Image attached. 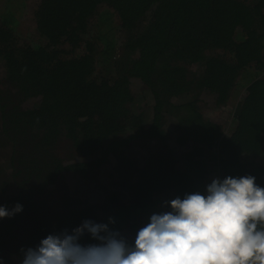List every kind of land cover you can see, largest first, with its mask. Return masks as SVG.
Masks as SVG:
<instances>
[{
  "label": "trees",
  "instance_id": "obj_1",
  "mask_svg": "<svg viewBox=\"0 0 264 264\" xmlns=\"http://www.w3.org/2000/svg\"><path fill=\"white\" fill-rule=\"evenodd\" d=\"M2 2L0 206H23L0 219L2 264H20L21 249L85 220L113 218L122 232L133 214L169 211L166 201L205 192L211 166L221 179L263 183L264 0H36L26 18L37 43L16 32L27 0ZM242 78L226 132L203 104H228ZM135 79L150 114L137 106ZM169 115L177 144L191 149L168 143ZM145 144L130 204L115 190L92 203L73 195L69 174L93 182L110 159L132 163V147ZM51 201L60 205L53 213L43 206Z\"/></svg>",
  "mask_w": 264,
  "mask_h": 264
},
{
  "label": "clouds",
  "instance_id": "obj_2",
  "mask_svg": "<svg viewBox=\"0 0 264 264\" xmlns=\"http://www.w3.org/2000/svg\"><path fill=\"white\" fill-rule=\"evenodd\" d=\"M134 241L109 223L85 220L21 249L20 264H264V187L252 175L213 178L205 192L165 202ZM23 211L0 206V219ZM90 234L94 243H82ZM2 264V260H0Z\"/></svg>",
  "mask_w": 264,
  "mask_h": 264
},
{
  "label": "rangeland",
  "instance_id": "obj_3",
  "mask_svg": "<svg viewBox=\"0 0 264 264\" xmlns=\"http://www.w3.org/2000/svg\"><path fill=\"white\" fill-rule=\"evenodd\" d=\"M3 0H0V11H2V2ZM20 1V0H19ZM36 0H27V3L25 4V8L22 9L20 16H19V21L21 22L20 24H18L16 32L20 35V40L19 42L23 43V42H29L32 40V42L34 43V41H36L37 43V38L38 35L37 33L34 31L33 28V22L32 20H30L29 18H26V15L29 14V10H31L33 4L35 3ZM94 23V22H93ZM95 26V24H94ZM111 26L114 27V23L111 22ZM116 26H118L117 24H115V28ZM115 30V29H114ZM119 30V26L117 27L116 31L118 32ZM111 35V33H110ZM119 38V39H118ZM123 38V35H119L117 37V42L119 43V41ZM116 40V37H115ZM257 71V70H256ZM1 75L3 76L4 74L1 73ZM242 81H244V79H240L238 82L239 88H238V94H235L234 98H231V101L224 105L223 107L220 106H214V105H206V103L203 104L204 106V114L207 115L209 118L213 119V120H217V121H223L224 122V130L226 132H228L231 128V122L233 120L232 114H233V110L235 107V104L237 102V99L240 97V95H243V92L246 88V83L242 86ZM134 89L139 92V98H138V104L137 106L140 107V109L142 110L143 108H146L150 114V105L147 106V104L151 103V99L150 102L149 101V96H147L145 93H142L140 91L141 87H140V82L138 80H134ZM237 96V97H236ZM147 98V99H145ZM182 98H178L177 100H181ZM206 102H210L208 101L207 98H205ZM31 102L35 103V100H31ZM137 109V108H136ZM138 110V109H137ZM140 111V110H138ZM168 119L166 120V123L169 124L171 126V131L168 133V137L170 138V140H168V143L173 147V148H177V142L175 140V130L172 128V125L174 123V118L172 117V115H169L167 117ZM132 151L133 153V158H132V163L129 162H120V160L118 161L116 158L110 159L109 164H106L98 173V178L97 180L93 181V182H88L87 180H85L82 177H79L77 175H73V174H69L68 175V180L71 183V187H72V193H74L73 195L77 196V191L81 192L83 194V197L86 198L87 202L92 203V202H96V201H100L102 199V197L104 196V194L106 192L115 190L118 191V193L123 192L124 194L121 195V199L120 201H125L127 204H130V190H129V184L130 182L132 183L135 179L130 178L134 175V167L133 164L135 163L136 165L140 164L141 162H143L147 156V154L150 153L149 149L147 148L146 144L143 146H133L132 147ZM138 156L135 159V156ZM260 160V159H259ZM212 165V164H211ZM210 165V166H211ZM218 169L214 166L210 167V171H209V175L206 178V185L210 183L211 179H213L215 176L218 175ZM263 183L261 184L262 187H264V174H263ZM132 179V180H131ZM61 187V185L59 186ZM71 193V194H72ZM45 211H50L51 213L55 212L60 205L56 204L55 201H51L48 202L46 204H43ZM153 210H147L146 212H140L138 215L133 214V216L130 218L129 220V225L128 226H133L136 225L135 227H137V231L134 233V237L136 235V233L138 232V230L145 226L148 222H149V218L153 213H156L155 209L156 207H153ZM163 211H166L163 209ZM130 214L134 213L133 208H130L129 210ZM160 211H158L157 213H159ZM102 219V217H100ZM131 226L129 228H131ZM128 227L124 228L122 230L123 234L129 233L128 232ZM132 235V234H130Z\"/></svg>",
  "mask_w": 264,
  "mask_h": 264
},
{
  "label": "flooded vegetation",
  "instance_id": "obj_4",
  "mask_svg": "<svg viewBox=\"0 0 264 264\" xmlns=\"http://www.w3.org/2000/svg\"><path fill=\"white\" fill-rule=\"evenodd\" d=\"M238 100H239V99H238ZM238 100H237V102H238ZM237 102H236V104H237ZM236 104H235V106H236ZM232 110H233V112H234L235 108L232 109ZM177 145H178V144H177ZM177 149H178V150H185V149H191V147H190L189 144H187V145H183V146H179V145H178ZM216 177H219V178H220L219 172H218V175L215 176L214 178H216ZM211 180H212V179H211ZM210 182H211V181H210ZM258 185L262 187V185H261L260 183H259Z\"/></svg>",
  "mask_w": 264,
  "mask_h": 264
}]
</instances>
